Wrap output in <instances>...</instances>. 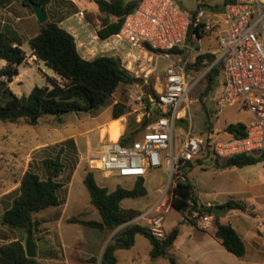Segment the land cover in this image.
Wrapping results in <instances>:
<instances>
[{
    "label": "rangeland",
    "instance_id": "1",
    "mask_svg": "<svg viewBox=\"0 0 264 264\" xmlns=\"http://www.w3.org/2000/svg\"><path fill=\"white\" fill-rule=\"evenodd\" d=\"M187 11H196L199 4H208L210 6L222 5L225 0H177ZM80 8L78 11L83 14H77L76 18L67 23L69 29L80 34L82 29H78L82 24L93 31L92 25L87 20L88 15L91 20L99 24L101 14L96 3L93 0H78ZM19 7L16 8L17 13ZM16 13V14H17ZM19 19H17V17ZM15 21L5 15L0 18L6 20L21 36L23 40V49L26 52L27 59L20 67L21 74L10 84L11 90L19 95H29L36 86L49 85L48 78L55 77L60 84L65 82L60 79L56 73L48 68L44 62L37 60L28 43V38L32 35L26 29L27 14L18 13ZM75 16V15H74ZM73 16V17H74ZM71 18V17H70ZM3 23L1 22L0 30ZM73 27V28H72ZM203 41V51L212 52L217 48L216 41H212L210 36ZM215 39V37H214ZM195 44V39L192 45ZM195 47V46H194ZM210 50V51H209ZM6 62L0 60V68L4 67ZM217 64L216 61L213 65ZM162 65H165L162 63ZM220 68V77L222 79V64L218 63ZM210 67H204L200 71L192 70L188 81L193 84L199 78L200 81L193 87L189 94L192 100H196L189 111V120L185 123L186 127L192 128L194 133H208L209 130H219L221 136H226L225 128L230 124L243 123L246 126L254 122V116L247 110H239L237 106L228 107L221 115L216 118L212 113L213 103H205L207 97H202V93L207 86L206 74ZM132 85H122L114 94L109 104L100 110L88 112H71L62 117V122L53 116H44L38 125L32 126L21 121L20 123L0 121V215L10 204V200L4 199V195L17 189L25 171L32 167L41 177H45L43 160L48 156H56L62 143L74 138L77 146V152L68 151L65 155L66 169L63 171L60 180L65 183V187L58 193L63 204L58 207H50L44 211L34 214V232L31 233L32 240L37 247L38 256L36 259L39 264H101L103 253L110 243L127 226L132 224H141L151 226L150 219L162 216V228L167 234L174 228L180 230L179 238L170 254L175 258L177 264H209L216 262L220 264H251V255L244 259H239L230 255L225 249L221 253L218 249L208 251L204 246L193 247V239L196 237L197 229L188 221L190 216L177 211L172 207V197L168 205L170 210L166 212L167 207H162L160 213H153L150 218H136L115 230L105 232L100 229L91 228L81 224L69 222L71 218L82 220L102 221L99 210L92 205L91 195L85 184V178L89 171H94L96 180L101 187H107L110 191L117 187L132 189L136 183L135 178H119L107 176L105 173L95 169L94 156L97 153L98 146L106 137V142L110 141L109 135H102V129L112 119L113 106L117 102L127 105V114L121 120V131L134 132L138 126L133 125L132 119L140 122L141 111H135L130 105V94L133 93ZM152 94V93H151ZM9 95H4L2 102H6ZM185 127V128H186ZM146 129V128H145ZM181 124L177 123L176 135H180ZM143 129L136 131L134 138ZM123 134V135H124ZM95 135L98 145L91 149L90 138ZM179 142V138L177 139ZM77 158V164L74 165V158ZM226 161L217 162L214 158H209L206 162V168L195 165L190 171V181L195 187L199 202L212 204L214 207L228 200L243 201L250 203L253 194L257 191H264V186H259L264 180V162L238 167H224ZM168 176L163 169L152 171L145 177V184L149 190L147 196L138 199H126L122 206L126 209L139 210L142 213L147 212L154 204L160 201L166 186ZM254 186H258L255 187ZM1 198H3L1 200ZM8 204H7V202ZM225 222L231 223L242 231L247 227L250 220L248 212L240 210H228L224 213ZM228 223V222H227ZM215 227V225L213 226ZM29 232L23 229H10L0 224V243H7L21 239L26 244ZM250 247V242H249ZM151 243L142 234L136 236L135 245L130 249H120L117 251V264H173L168 258L153 259L150 255ZM228 256H233L231 260ZM95 258V261L92 259Z\"/></svg>",
    "mask_w": 264,
    "mask_h": 264
},
{
    "label": "built area",
    "instance_id": "2",
    "mask_svg": "<svg viewBox=\"0 0 264 264\" xmlns=\"http://www.w3.org/2000/svg\"><path fill=\"white\" fill-rule=\"evenodd\" d=\"M193 20L195 25H203L207 36L216 35V63H221L223 70L222 79L206 103L214 104L211 114L216 118L232 106L249 111L254 122L246 126L244 136L229 133L227 127L226 136L217 129L194 133L185 125L191 106L197 102L189 94L200 81H188L192 72L188 66L198 55L188 41ZM78 29L82 33H70L83 58L116 57L138 79L132 84L130 105L136 112L141 111L140 122L147 118L150 123L126 145L120 140L106 142L105 137L93 162L95 169L119 178L139 179L152 171H165L168 184L160 201L139 219L150 218L155 211L160 213L162 207H167L166 212L170 210V191L185 180L182 171L189 164L206 168L209 158L219 162L264 153V0H235L220 12L200 8L195 18L177 0H141L126 16L121 30L108 38H101L95 28L91 31L86 24ZM150 85L152 92L146 89ZM177 123L182 127L179 136ZM190 217L204 229L215 225L213 213L193 211ZM150 223L153 235L164 239L162 216L150 219Z\"/></svg>",
    "mask_w": 264,
    "mask_h": 264
},
{
    "label": "trees",
    "instance_id": "3",
    "mask_svg": "<svg viewBox=\"0 0 264 264\" xmlns=\"http://www.w3.org/2000/svg\"><path fill=\"white\" fill-rule=\"evenodd\" d=\"M13 1L28 8L37 22V31L28 38L33 55L37 60L44 62L65 83L60 84L55 77H50L48 83L52 88L49 85L36 86L29 95L19 96L15 94L11 90L10 84L21 74L20 67L25 63L27 56L22 47L23 40L19 33L9 24L5 25L0 31V56L1 60L6 62L5 66L0 68V121L14 123L26 121L27 124L36 126L44 116H53L62 122V117L67 113H92L100 110L109 104L120 86L132 85L138 81L122 67L120 59L116 57L100 56L92 60L82 57L74 35L61 25V22L79 13L74 4L68 6L67 0H61V3L57 4L61 6L58 7V15L49 17L48 22L41 24L30 5L31 0H0V6L4 7ZM32 1L41 5L49 15L47 8L53 0ZM93 1L102 15L100 23H94L88 15L86 18L103 39L118 33L126 16L133 12L141 2V0ZM234 1L225 0L222 5L216 6L202 3L192 13L195 18L200 8L220 12L226 4ZM13 10L14 8L11 7V11ZM202 26V24L195 25L193 20L189 31V43L192 44L195 37L200 40L208 35L203 32ZM216 60L217 55L214 53H200L195 62L188 66V71H200L204 67H210L206 74L207 86L201 98L207 97L220 82L219 65L218 63L213 65ZM146 89L152 92V85ZM4 95H9L6 102H2ZM146 102L150 103V98H147ZM112 106V120H117L127 114L126 104L117 102L112 103ZM132 123L138 126V129L134 132L125 133L120 138L122 144L126 145L133 140L136 131L144 130L150 120L144 118L141 122H136L133 118ZM226 129L229 133L240 137L245 135L246 125L243 123L230 124ZM76 150L74 138L65 140L56 156L50 155L43 160L44 178L29 166L18 188L3 196L4 199L10 200V204L6 201L8 206L0 215V224L10 229H23L33 233L34 214L50 207L61 206L63 202L58 193L65 187V183L60 180L67 167L64 158L68 151L75 154ZM262 162H264V153L243 154L228 159L224 167L243 168ZM76 164L77 158L75 156L74 165ZM194 166L189 164L188 168L182 171L185 180L171 189V205L177 211L188 216H191L193 211H199L202 215L212 214L214 207L205 206L199 202L195 187L189 179V173ZM85 184L91 195V203L99 210L102 221L71 218L69 219L70 223L85 225L105 232L132 222L141 215L139 210L126 209L122 204L126 199H138L148 195L144 178L137 179L132 189L117 187L110 191L107 187H101L98 184L94 171H89L85 178ZM222 206L227 207L228 210L247 211L244 204L233 200ZM188 219L190 223H196L194 218ZM215 227V236L221 240L223 246L238 258H243L247 252L246 244L234 227L229 223H221L219 218L215 219ZM179 233L180 230L176 227L168 232L164 239H159L153 235L148 226L129 225L120 232L113 243L107 245L101 264H117V251L133 247L138 234L144 235L150 241V255L153 259L168 258L173 264H177L170 251L174 247ZM92 259L95 261V258ZM0 264H39V262L36 258L27 256L23 241L17 239L0 243Z\"/></svg>",
    "mask_w": 264,
    "mask_h": 264
},
{
    "label": "crops",
    "instance_id": "4",
    "mask_svg": "<svg viewBox=\"0 0 264 264\" xmlns=\"http://www.w3.org/2000/svg\"><path fill=\"white\" fill-rule=\"evenodd\" d=\"M67 1H68V6L74 4L77 8H80L78 0H67ZM128 1H130V0H128ZM58 3L60 4L61 0H53L52 3L48 6V8H47V11L49 13L48 17H53V16L58 15L57 14V12L59 11L58 7H61V6L57 5ZM11 7L14 8L13 11H11ZM17 7H19V9H20V10H18L19 11L18 13L20 14V16L27 14V17H25L26 18V29L29 31L30 34H34V32H36L38 29L37 22L34 18V15L24 5L17 3L16 1H13L11 3L6 4V6H4V7L0 6V16L5 15V17H7V18L12 17L11 19H13L15 21V16L18 14L16 11ZM73 16H71V18L69 17L66 20H64L63 22H61V25L64 28H66L69 32H72V31L69 29L70 26L67 23H69L71 21V19L76 18L77 14L74 17ZM17 19H19V17H17ZM1 22L3 23L1 30H3V27L5 25H8V24H6L7 23L6 20L3 19V21H2V19L0 18V25H1ZM206 37H208V36H205L203 39H200V40H198V39L195 40V44L193 46H195V48L198 50V55L200 53L207 52V50L203 51V48H202L203 41L206 40L205 39ZM214 37H215V39H214ZM210 38L212 39V41L213 40L216 41V43L218 45V41L216 39L215 34L211 35ZM217 49H218V46L216 49H213V51L211 53H214L217 55ZM114 121H116V120L111 119L107 123V126L104 128H107L108 125ZM123 134L124 133L121 131V134H120V137L118 140H120V138L123 136ZM107 135H109V134H107ZM97 145H98V142L96 143L95 135H92L90 138L91 149ZM189 179H190V173H189ZM136 181H137V179H136ZM259 186H264V180H263V183H261V185H259ZM255 187H258V186H254V188ZM148 193H149V190H148ZM228 201H230V200H228ZM228 201H225L223 203H219V205H217V206H222V205L226 204ZM233 201H235V200H233ZM236 202L244 204L247 207V211H245V212H248L249 216H250V220L247 224V227H243L242 231H239V229H237V227H235L231 223V221H227L229 224H231L234 227V229L238 232V234L241 236V238L244 240V242L246 244V248H247L246 255L243 258H239V259H244L246 256H248L250 254L251 255V259H250L251 264H264V191L257 190L253 194L252 201L248 204L244 203L243 201H236ZM201 204H203L205 206L214 207L210 203L205 204V203L201 202ZM233 210H239V209H233ZM226 211H228V209ZM240 211H242V210H240ZM224 213L219 217V220L221 223H227L224 221L225 220ZM192 225L198 231V232H196L197 235H196L195 239L192 240L194 248L200 247L203 245L204 248L208 251H211L212 249L215 248V249H218L219 251H221V253H225L224 252V249H225L230 255L237 257L234 254L230 253L223 246L221 240L215 236L216 227L204 229V228L199 227L197 225V223L192 224ZM179 235H180V233H179ZM178 238H179V236H178ZM176 242H177V240H176ZM176 242H175V244H176ZM249 242H250V247H249ZM175 244H174V246H175ZM233 256H228V258L231 260V258ZM195 262L197 264L198 261H195ZM209 264H218V263L210 262Z\"/></svg>",
    "mask_w": 264,
    "mask_h": 264
},
{
    "label": "water",
    "instance_id": "5",
    "mask_svg": "<svg viewBox=\"0 0 264 264\" xmlns=\"http://www.w3.org/2000/svg\"><path fill=\"white\" fill-rule=\"evenodd\" d=\"M30 5L33 8L36 17L41 24L48 22L49 17L45 9L41 5H39L38 3L32 0L30 1ZM0 60H1V56H0ZM227 209H228L227 207L215 206L212 212L215 218L218 219ZM0 221H1V218H0ZM25 247H26V254L29 258L34 259L38 256L37 247L35 245V242L32 240L31 233H29L28 235Z\"/></svg>",
    "mask_w": 264,
    "mask_h": 264
},
{
    "label": "bare ground",
    "instance_id": "6",
    "mask_svg": "<svg viewBox=\"0 0 264 264\" xmlns=\"http://www.w3.org/2000/svg\"><path fill=\"white\" fill-rule=\"evenodd\" d=\"M106 134H109L110 141H117L121 134V120L117 119L109 124L107 128L102 129V135L104 136Z\"/></svg>",
    "mask_w": 264,
    "mask_h": 264
}]
</instances>
